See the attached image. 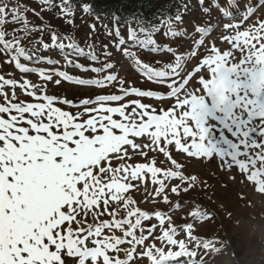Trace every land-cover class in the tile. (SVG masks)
Listing matches in <instances>:
<instances>
[{
    "label": "snow or ice",
    "instance_id": "snow-or-ice-1",
    "mask_svg": "<svg viewBox=\"0 0 264 264\" xmlns=\"http://www.w3.org/2000/svg\"><path fill=\"white\" fill-rule=\"evenodd\" d=\"M34 2L0 4V264H170L197 256L190 242L219 252L195 234L216 218L210 203L181 225L171 212L211 187L187 172L193 158L264 196V0H183L151 15ZM214 10L228 18L224 47L206 42ZM189 31L200 38L181 52ZM153 53L164 55L145 62ZM136 72L155 87L136 86ZM65 84L79 99L51 91Z\"/></svg>",
    "mask_w": 264,
    "mask_h": 264
},
{
    "label": "rangeland",
    "instance_id": "rangeland-1",
    "mask_svg": "<svg viewBox=\"0 0 264 264\" xmlns=\"http://www.w3.org/2000/svg\"><path fill=\"white\" fill-rule=\"evenodd\" d=\"M13 1L19 3V0H0V4ZM20 2L23 5L27 3L31 7H36L34 0H20ZM222 17V13L214 10L213 21L218 22ZM206 19H208L207 16H199V21L201 23H203V21ZM34 22L40 23L38 20ZM52 23L56 24L58 21L53 20ZM222 27L223 23H219V28L206 37V42L215 40L218 46L224 47L223 42L218 39V33ZM86 31L87 29L80 32L77 36L83 37ZM155 38L159 42L172 40L171 37L166 36H158ZM199 38V35L189 31L187 36L178 38V40H183L185 43H177L174 46L177 47L179 51L184 52L194 47L193 39ZM45 39L47 41L48 38L46 37ZM126 46L132 51H137V49L133 46V42L130 40L127 41ZM164 46L167 47V44ZM143 51L144 50H141V52ZM53 55H55V53H53ZM154 55L159 57L163 56L164 54L153 53L151 56L144 55L143 58L145 62H150L154 58ZM123 60L124 69L121 71V75H128L130 62L127 60V58H123ZM163 61L164 60L157 59L155 63H157L159 66ZM82 62L86 64L89 63L88 61ZM68 71L70 74H77L79 70L68 69ZM17 76L19 77L20 74L17 73ZM29 78L38 82V78L35 75ZM129 78L135 79L136 86H140L142 88L155 87L141 78L138 72L134 73V75L130 76ZM51 91L57 95H67L72 98H77L79 96L77 90L68 84H65L64 87L61 88L52 89ZM161 161H163V157H161ZM134 162H142V158L137 157L135 158ZM158 166L168 167L170 165L167 163H160ZM187 172L199 176L202 180H206L207 184L211 185V187L207 189V195H205L202 189L192 193L187 198L189 203L186 204V207L195 204L194 201L199 202L201 205L210 203V206L215 209L217 213L216 218L211 223H205L203 221L201 224L196 223L198 230L195 234L198 235L201 240H203L204 237L207 238L209 241L215 244L216 248L221 249L219 252H210L209 250H205L202 245L197 246L195 242H190L189 250L197 253V256H192L191 258L202 259V262L206 261L207 264H237V262L240 263L241 261H244L245 264H264V196L253 192L250 188H244L243 185L232 181L229 177V174L218 169L215 163H210L207 161L201 162L193 158L188 162ZM175 182L176 181H173V183ZM241 189H243L245 195L250 198L249 203L238 199L237 193ZM207 196L212 197L211 202H209ZM142 197L143 189H141L140 193L136 195V199L141 200ZM172 199L175 201L177 198L173 196ZM140 206L148 210L156 208L161 210L169 209V206L163 203L152 204L149 202L142 203ZM182 209L183 207L171 212L174 222L177 225H181L186 221L192 220L190 213L196 210L182 211ZM187 209H189V207ZM228 213H231V216H229ZM180 238L184 237L181 236ZM224 240H226L228 247L222 246L221 242ZM172 247L173 250H179L178 246ZM184 257L176 258L173 260V262H179L178 264H186V261H183ZM202 262L199 263L196 260L193 264H202Z\"/></svg>",
    "mask_w": 264,
    "mask_h": 264
},
{
    "label": "trees",
    "instance_id": "trees-1",
    "mask_svg": "<svg viewBox=\"0 0 264 264\" xmlns=\"http://www.w3.org/2000/svg\"><path fill=\"white\" fill-rule=\"evenodd\" d=\"M160 1L161 0H100V6L105 9H120L125 13L136 10L142 12L144 15H151L163 6L169 5L168 8L171 9L178 4V0H163L162 3ZM240 264H244V262H240Z\"/></svg>",
    "mask_w": 264,
    "mask_h": 264
}]
</instances>
